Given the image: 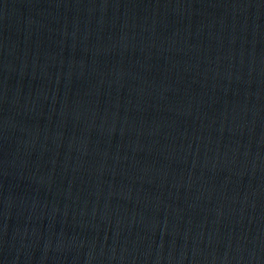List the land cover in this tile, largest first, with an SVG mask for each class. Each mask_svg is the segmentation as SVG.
<instances>
[{"label": "water", "instance_id": "1", "mask_svg": "<svg viewBox=\"0 0 264 264\" xmlns=\"http://www.w3.org/2000/svg\"><path fill=\"white\" fill-rule=\"evenodd\" d=\"M0 264H264V0H0Z\"/></svg>", "mask_w": 264, "mask_h": 264}]
</instances>
